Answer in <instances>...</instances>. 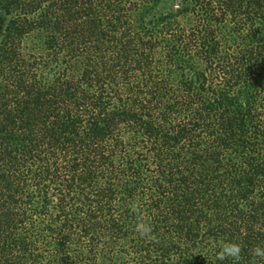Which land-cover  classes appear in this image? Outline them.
Here are the masks:
<instances>
[{"label": "trees", "instance_id": "1", "mask_svg": "<svg viewBox=\"0 0 264 264\" xmlns=\"http://www.w3.org/2000/svg\"><path fill=\"white\" fill-rule=\"evenodd\" d=\"M227 242L264 246V0H0V264Z\"/></svg>", "mask_w": 264, "mask_h": 264}, {"label": "clouds", "instance_id": "2", "mask_svg": "<svg viewBox=\"0 0 264 264\" xmlns=\"http://www.w3.org/2000/svg\"><path fill=\"white\" fill-rule=\"evenodd\" d=\"M136 232L141 238L152 240L154 234L150 225L144 222H138L136 225ZM250 256L252 257V264H256L257 259L264 261V246L256 245L250 250ZM242 247L237 242L224 243L216 254L217 261H225L231 259L234 264H239L241 261Z\"/></svg>", "mask_w": 264, "mask_h": 264}]
</instances>
